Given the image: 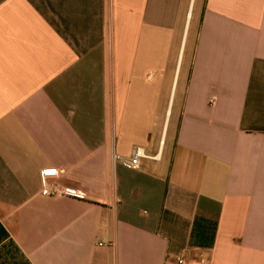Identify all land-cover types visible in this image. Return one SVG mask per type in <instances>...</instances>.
I'll use <instances>...</instances> for the list:
<instances>
[{"label":"crops","instance_id":"obj_1","mask_svg":"<svg viewBox=\"0 0 264 264\" xmlns=\"http://www.w3.org/2000/svg\"><path fill=\"white\" fill-rule=\"evenodd\" d=\"M181 253L264 264V0H0V264Z\"/></svg>","mask_w":264,"mask_h":264},{"label":"built area","instance_id":"obj_2","mask_svg":"<svg viewBox=\"0 0 264 264\" xmlns=\"http://www.w3.org/2000/svg\"><path fill=\"white\" fill-rule=\"evenodd\" d=\"M113 161L118 160L123 167L126 169H135L138 167L139 157H141V152L138 147H134L128 157H122L118 154L113 153ZM58 168H46L40 171V182L42 185L41 194L43 196H54V195H66L74 198H82V194L72 188H61L57 185H50L49 179L58 174ZM187 256L177 254L175 256V261L178 264H185L187 262Z\"/></svg>","mask_w":264,"mask_h":264}]
</instances>
